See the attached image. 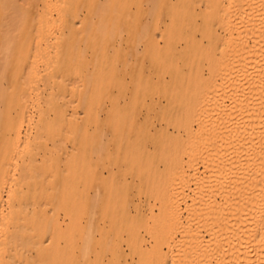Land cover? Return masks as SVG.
<instances>
[{"label":"bare ground","instance_id":"bare-ground-1","mask_svg":"<svg viewBox=\"0 0 264 264\" xmlns=\"http://www.w3.org/2000/svg\"><path fill=\"white\" fill-rule=\"evenodd\" d=\"M182 1L205 7L217 3L213 20L199 26L203 27L204 36L222 43L227 63L221 85L223 93L221 98L211 101L208 97L197 103L195 110L187 114L197 128L193 125L185 136L180 135L177 156L167 163L168 177H176L165 187L158 211L139 214L141 222L151 223L147 230L150 246L144 248L139 242L134 255L137 264H264V0ZM79 6L72 0H23V3L0 0V134H10L4 138L0 157L2 218L6 219L7 214L21 206L17 204L23 202L24 195L26 199H35L40 193L50 203L63 196L59 194L60 182L54 180L59 168L52 160L47 162L46 154H40L44 133L53 125L52 116L68 119L72 121L70 127L80 129L73 121L78 118L75 108L69 112L55 107L57 94L53 89L59 87L65 90L63 94L68 91L72 94L76 83L84 89L97 84L92 76L84 75L82 67H73L75 61L85 65L81 60L84 50L75 46L78 38L73 36L77 33L71 19ZM32 23L38 24L35 30L30 26ZM106 23L115 24L104 16L102 24L88 28L90 37L83 36L80 40L84 44L89 41L95 54L100 52L98 47L106 38ZM176 26L181 28V24H167L170 29ZM196 27L185 25L186 34L192 36L187 37L189 40L194 38ZM165 43L167 50L174 49L173 39H166ZM151 44L158 46L154 39ZM184 54L188 59L195 57L192 50L186 49ZM104 71L110 70L100 67L96 75ZM208 74L207 80L213 82L216 71L212 68ZM6 78L12 80L8 89L4 85ZM202 78L205 75L201 72H191L183 79L180 84L183 97L189 98ZM41 98L49 106L39 108L45 124L33 143L23 147L24 122L32 119L27 104ZM119 119L117 112L108 114L104 121L117 123ZM193 134L197 135L196 140L191 137ZM119 140V135H115L107 144L124 151ZM102 144L105 142H98ZM163 145L162 140L152 148L139 144L135 152L151 156ZM104 167L90 166L88 189L87 185L77 190L73 198L79 201L92 197V191L98 196L105 178ZM46 172L51 177L48 182L35 178ZM24 183H28L27 193L23 190ZM4 198L10 206L7 213L2 207ZM97 229L101 240L89 230L84 239L87 249L107 247L114 241L103 226ZM139 240L143 241L142 236ZM6 243L2 242L0 264H6L5 256L10 250L19 253L18 245ZM42 249L38 247V253ZM104 255L97 261H102ZM115 261L119 264L121 256H116Z\"/></svg>","mask_w":264,"mask_h":264},{"label":"rangeland","instance_id":"rangeland-1","mask_svg":"<svg viewBox=\"0 0 264 264\" xmlns=\"http://www.w3.org/2000/svg\"><path fill=\"white\" fill-rule=\"evenodd\" d=\"M72 1L80 5L71 19L77 33L73 36L78 38L75 46L84 50L81 60L85 64L82 66L75 61L73 67H82L84 75L92 76L97 84L84 89L76 83L72 94L70 91L63 94L65 90L59 87L53 89L57 94L55 107L69 112L75 108L78 118L73 121L80 126L74 129L70 127L72 121L52 116L53 125L44 133L40 155L46 154L47 162L52 160L59 168L54 180L60 182L59 194L63 196L50 203L45 202L46 198L40 193L35 199H26L24 195L16 211L7 214L6 219L0 216V254L3 241L7 246H19L18 254L10 250L5 256L6 264H118L116 256H121L119 264H137L134 250L139 242L144 248L150 246L147 230L151 224L141 222L139 214L157 212L165 187L176 177H168L167 163L177 156L180 135L185 136L193 125L197 128L187 114L208 97L211 101L222 97V79L227 69L222 43L204 36L203 27L199 26L213 20L217 3L205 7L182 0ZM104 16L115 24L106 23V38L98 47L100 52L95 54L89 41L84 44L80 40L83 36L89 38L88 28L98 27ZM170 22L181 24V28H167ZM189 23L198 26L192 40L187 38L192 36L185 30ZM30 26L35 30L38 24ZM152 39L158 46L151 44ZM166 39L174 41L171 51L165 47ZM188 45L192 47L187 48ZM186 49L195 54L193 59L184 54ZM100 67L110 71L98 76L96 72ZM212 68L216 78L210 82L207 77ZM191 72H201L205 78L192 90L196 93L191 92L190 97L185 98L180 84L184 75ZM11 84L12 80H4L7 89ZM192 94L196 95L194 99ZM27 106L32 119L24 122L23 147L33 143L45 124L39 108H49L45 98ZM117 112L120 115L117 123L104 121L108 114ZM167 134L169 136L165 137ZM115 135H119L124 151H133L132 155L107 144ZM9 136V133L0 134V157L4 138ZM191 137L196 140L197 135ZM161 140L162 149L151 156L136 154L139 144L152 148ZM99 141L105 144L98 145ZM101 165L105 166L101 193L95 196L92 191V197L79 201L73 198L77 190L87 185L88 189L90 166ZM48 175L46 172L35 178L48 182L51 179ZM27 187L28 183H24L25 193ZM2 207L7 213L10 206L6 199ZM97 226H103L114 241L107 247L98 245L87 249L84 239L89 230L101 240ZM38 247L43 248L41 253ZM102 253L104 258L98 262Z\"/></svg>","mask_w":264,"mask_h":264}]
</instances>
